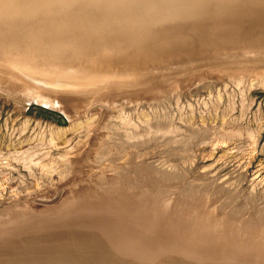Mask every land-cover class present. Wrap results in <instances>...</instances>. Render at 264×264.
<instances>
[{
    "label": "rangeland",
    "instance_id": "rangeland-1",
    "mask_svg": "<svg viewBox=\"0 0 264 264\" xmlns=\"http://www.w3.org/2000/svg\"><path fill=\"white\" fill-rule=\"evenodd\" d=\"M255 3L171 0L182 18L156 26L176 52L142 67L42 58L30 36L27 51L0 47V264H264V41L227 51L177 32L189 16ZM67 64L90 75H57Z\"/></svg>",
    "mask_w": 264,
    "mask_h": 264
},
{
    "label": "bare ground",
    "instance_id": "bare-ground-1",
    "mask_svg": "<svg viewBox=\"0 0 264 264\" xmlns=\"http://www.w3.org/2000/svg\"><path fill=\"white\" fill-rule=\"evenodd\" d=\"M158 1H160V0H26L27 3H23V5H27V6H22V5H18L17 3L8 2L7 4H9V3L10 4L5 6L6 7L5 11L0 9V47L9 46V47H11V49H19V51H21L20 49L22 47L23 48L22 50L27 51L29 49L28 44L21 46V43L25 40V38L30 36V40L35 42V45L37 46L39 51L44 53L42 58L44 56L45 57L49 56V57H55L56 59H59V58H57V56L59 57V55L54 54V53H59V52H63V51L67 52L68 50H70V51H73V53L74 52L76 54L78 53V55H80V56L88 57L90 59V61L92 62L91 63L92 66H93V63H96V65L100 66L101 64L99 65L97 63H98V61H102V69H103V66L105 65V63L106 64L108 63L109 65H118L119 67H123L124 65H127V66L131 65L132 66V65L140 64L141 65L140 67H142L143 64H147V63L154 62V61H161L164 58L167 59V57L165 55L153 57L152 54H158L159 55V54H165V53L170 54L172 52H176L174 49L175 46H173V44H171L169 42V40H171L170 36L165 41L163 36L166 35V33L161 31L160 25L156 26V24H158L160 22L169 23V22L177 21L174 18H177L178 20H180V18H182V13L179 12V11H181V9L174 11L176 9L177 5H170L169 2L171 0H161V2L159 4L155 5L156 3H158ZM181 1L182 0H173V2H176V3H179ZM52 4H58L60 6H67L68 8L65 10H62V11L57 10V9L50 10V8H52V6H51ZM126 4H128L127 7L123 6ZM37 5H38V7H36ZM261 5L262 4H259V3H255V4L250 5V6L237 5V7H231L230 9H226L227 7L224 8V7L220 6V10L213 11L214 9H210V12H208V13H204V12L198 13L199 12V11H197V10H199L198 7L195 5H192L191 7H189V9L193 10L190 15L198 13V14L194 15V16H196V18L189 16L188 18H192V20L189 21V23H188V24H190V26H188L186 31L181 26V27L177 28V32L179 35L186 34V35H190L192 37H195L196 39H199L200 41H202L208 45H211V46L213 45V47H215V48L216 47H218V48L224 47L225 48L226 46L229 47V44H234V43H237L238 41L244 40V39H249L250 41H255L256 44H258V42L261 43V41H264V6H261ZM47 7H49V10H45ZM166 9L173 10L171 15H166V13H168ZM233 11L237 12V14L235 13L232 15ZM220 12L221 13L230 12L231 16L229 14H228V16H226L224 14L226 17L223 15L222 18H219V17H217V15L220 14ZM136 15H142V18H140L141 20L134 22L135 23L134 35H133V38H131V40H129L128 35H130L132 33V31L131 32L127 31V29H130L131 26L133 25L132 22H133L134 18L132 16H136ZM149 22H151L153 24V26H151V27L146 26V24ZM171 41L174 42V45H178L176 40H171ZM162 43L165 45L163 46ZM166 44L172 45V48L170 49ZM244 44L245 43H243V45ZM253 44H254V42H253ZM237 45H238V43H237ZM125 47H129V50L132 49V51L137 50V51L143 52V54L145 53L146 56L140 59V58H137L138 55H137V57H136V55H126L128 52H125V51L128 50V48H125ZM234 48H238V47L235 46ZM225 49L227 50V48H225ZM225 49H223V51ZM231 49H233V47H231ZM0 52H1V50H0ZM66 54L62 53L61 55L65 56ZM68 54L70 55V52ZM210 54H212V52ZM213 54H214V52H213ZM226 54H224V56ZM11 55H9V57ZM17 55L19 57L18 59L21 60L20 59L21 54H17ZM69 55H66V56L69 57ZM28 57L26 60L29 61L30 58L28 59ZM33 57H34L33 59H36L35 56H33ZM38 57H40L39 54H38ZM61 57L63 58V56H61ZM74 57H75V55L73 56V58L72 57H69V58L74 59ZM177 57H181V56L179 55V56L170 57V58H173V61H174V59H176L177 63H178ZM190 57H191V55H190ZM25 58L23 57L22 61ZM48 58H47V60H48ZM215 58H217V57L215 56ZM31 59H32V57H31ZM80 59L81 58H79V60ZM149 59H151V60L153 59V60L149 61ZM183 59H181V60L184 61ZM1 60H3V59H0V61ZM42 60L45 61V59H42ZM79 60H77L75 63L79 64V62H78ZM167 60H169V58ZM192 60H194L193 57H192ZM22 61H21V64H22ZM25 61L23 63L24 66L26 64H29V63L25 64ZM34 61L35 60H33V63H37L36 61L35 62ZM74 61L75 60H73V62ZM3 62L7 63V60H4ZM12 62H13V60H12ZM15 62H19V61L14 60V63ZM47 62H49V61H47ZM53 62L55 63V61H53ZM53 62H52V64H53ZM62 62L66 63V61H64V60ZM62 62L60 61V64H62ZM70 62L72 63V61H70ZM196 62L197 61H195L194 63H196ZM33 63H30V64L32 65ZM46 63L44 62L43 66H45ZM65 63H63V64H65ZM67 63H68V60H67ZM84 63L87 64V62H84ZM99 63H101V62H99ZM171 63H173V62H171ZM174 63H175V61H174ZM10 64H11V62H10ZM23 64H22V66H23ZM30 64L28 66L31 67ZM165 64H168V62H166ZM169 64H170V62H169ZM181 64H183V63H181ZM33 65H35V64H33ZM38 65L36 64L35 66H38ZM68 65L69 64H67V67H68ZM81 65H82V63H81ZM28 66H25V67L28 68ZM69 66H72V64ZM73 66H75V65L73 64ZM88 66H89V64H88ZM98 66H96V67H98ZM41 67H42V65H41ZM41 67L38 66V68H36V69H34V67H33V69L31 68V70H33L34 72H36L35 70H37V72H38L39 68L43 69V67L42 68ZM53 67H54V65L51 66L50 69L51 68L55 69L57 67V65L55 66V68H53ZM60 67L62 69V66H60ZM60 67H59V70H60ZM67 67L65 66L64 70L62 69L61 71H57V72H59V73L56 72L57 75L60 74V76L62 75V77H63V75L65 77L67 76L66 79L69 76H72V77L74 76L75 79L78 76H80V77L86 76L85 77V79H86L87 76L90 75V72H87L88 70L84 71L85 70L84 69L81 71V69L78 70L79 68L75 69L73 67L74 70L72 69L71 71H68V70H70V68L68 67L69 68L68 69ZM89 67H91V66H89ZM104 67H106V65ZM110 67H113V66H110ZM140 67H139V69H141ZM149 67H151V66H149ZM10 68H12V67H10ZM48 68H45L46 70L44 69L43 71H47ZM144 68H145V66L142 69H144ZM156 68H159V67H156ZM89 69H91V68H89ZM92 69H93V67H92ZM124 69H122L123 72H124ZM15 70L16 69H14V71ZM114 70H117V69L114 68ZM127 70H128V68H127ZM16 71H18V69ZM26 71H27V69H26ZM33 71H31V72H33ZM48 71H49V69H48ZM50 71H52V70H50ZM122 71H120L121 74H123ZM146 71H147V69H146ZM53 72H54V70H53ZM108 72H109V70H108ZM21 73L22 72H20V74ZM56 73L54 72V75ZM88 73H89V75H88ZM152 73L154 74L155 72L152 71ZM22 74L21 75L23 77H25V74H27V73H22ZM121 74H119V75H121ZM130 74H132V73L130 72ZM130 74L128 73V75L131 77ZM134 74H132V75H134ZM137 74H141V73H137ZM142 74H144V72ZM147 74L152 75L149 73H147ZM43 75H46V74H43ZM48 75H50V78L52 80L53 74L49 73ZM48 75H46V77H45L46 80L48 79L47 78ZM92 75H94V74H92ZM106 75H104V76H106ZM110 75H113V74H109L107 78H110ZM119 75L117 76V73H116L115 75H113V77L117 76L118 78L115 77L117 80V79H119ZM29 76H31V75H29ZM102 76H101V78H102ZM124 76H126V74ZM137 76L138 75H136V77ZM155 76L157 77V75H155ZM55 77H57V76H55ZM28 78H30V77H28ZM57 78H60V77L58 76ZM71 78L69 77L70 80H71ZM78 78H77V82L79 81ZM75 79H73V81H75ZM82 79H84V78H82ZM85 79L82 82H85ZM111 79H113V78H111ZM123 79H125V78H123ZM42 80H44V79H42ZM54 80H53V82L57 81V80H55V81ZM93 80H91V81H93ZM49 81H50V79H49ZM88 81H90V79ZM98 81L101 82L100 80H98ZM122 81H125V80H122ZM122 81H120V83H122ZM63 82L64 81H62V84H63ZM102 82H103V80H102ZM126 82H127V77H126ZM56 83H54V84H56ZM75 83L76 82H74V84H71V85H75ZM90 83H91V86H94L97 84V82L94 85H92L93 82H90ZM88 84H86V82H85L84 86L88 85ZM81 85L83 86V84H81ZM81 85L76 84V88H79ZM40 86H41V84H40ZM49 86H51V85H49ZM68 86H69V84H68ZM77 94H79V93H77ZM16 233H18V232H16ZM102 236H103V234H102ZM224 252H225V250H224Z\"/></svg>",
    "mask_w": 264,
    "mask_h": 264
}]
</instances>
